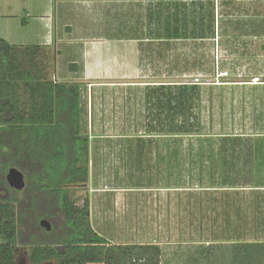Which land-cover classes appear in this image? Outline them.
<instances>
[{"label":"rangeland","instance_id":"rangeland-1","mask_svg":"<svg viewBox=\"0 0 264 264\" xmlns=\"http://www.w3.org/2000/svg\"><path fill=\"white\" fill-rule=\"evenodd\" d=\"M159 1L163 14L158 0H95L100 6L91 18L94 30L123 40L119 52L128 62L136 60L138 74L127 82L98 80L92 87L62 66L64 56L55 70L53 48L37 56L43 76L81 86L89 179L70 187L71 198L80 206L89 198L92 226L110 242L160 245L162 264H241L245 255L263 264L264 0H203L202 8L194 4L198 0ZM59 2L52 0L53 11ZM36 3L44 10L49 0ZM212 10L214 28L195 33L200 28L195 20L209 21ZM176 13L182 25L189 20V38L166 45L158 38L140 42L162 37L165 17L174 20ZM23 19L28 23L32 16L1 18L0 33L11 44L42 35L33 32V20ZM83 24L91 28L87 20ZM160 82L201 86L192 120H200L199 130H153L158 120L153 104L147 107L146 92ZM59 218L64 220L62 213ZM27 239L17 242L18 264H32Z\"/></svg>","mask_w":264,"mask_h":264},{"label":"trees","instance_id":"trees-1","mask_svg":"<svg viewBox=\"0 0 264 264\" xmlns=\"http://www.w3.org/2000/svg\"><path fill=\"white\" fill-rule=\"evenodd\" d=\"M202 1L194 4L205 7ZM157 4L161 9L158 14H163L164 6L159 0ZM206 17L210 19L207 22L195 20L194 24L200 26L195 33L214 28L213 10ZM182 23L177 13L174 20L165 17L162 37L139 40L147 43L158 38L166 45L174 39H187L189 20L184 18ZM222 33L227 34V28L223 27ZM42 51L41 45L11 44L0 33V192H8L5 196L0 193V264H18L15 249L26 235L32 264L52 259L57 264H162L160 245L110 242L92 226L89 198L82 206L71 198L70 187L89 179L90 141L83 132L82 92L78 83L43 76L36 62ZM23 62L30 66L25 67ZM22 94L27 95L25 102ZM195 100H201L198 83L160 82L148 87L147 107L153 104L158 120L153 130H166L167 134L199 130L200 120L192 122ZM183 117L184 122H180ZM11 167L25 174L24 189L8 183ZM29 195L33 198L27 202ZM29 213L37 219H29ZM60 213L64 220L59 218ZM43 219L51 223L50 230L43 227ZM24 226L31 230L22 231ZM247 256L241 264H252Z\"/></svg>","mask_w":264,"mask_h":264},{"label":"crops","instance_id":"crops-1","mask_svg":"<svg viewBox=\"0 0 264 264\" xmlns=\"http://www.w3.org/2000/svg\"><path fill=\"white\" fill-rule=\"evenodd\" d=\"M27 1L29 2V0H0V22L2 16L12 17L23 13L32 16L33 23L37 26L33 32L36 30L42 35L25 39L18 44H36L43 48H53L56 55L55 70L58 65H62L64 59L62 66L68 67L70 73L78 74L82 80L92 84V87L98 80L127 82L137 76L136 60L135 63L128 62L119 52L122 50L119 45L124 46L123 40L107 34L106 30L103 31L105 33L94 30L96 28L91 18L97 15L96 5L100 6L95 4V0H60L58 12L56 9L53 11L52 0H49L48 7L44 10L39 9L36 0H30V3ZM99 2L100 0L97 3ZM103 5L105 8L108 7L105 3ZM32 20L27 23L23 19V22L30 24ZM86 20L90 23V29L83 24ZM105 23L109 24L108 21ZM55 24L58 25L57 29L54 28ZM62 56L64 58L61 59ZM55 80L60 79L57 77ZM81 106L83 107V101Z\"/></svg>","mask_w":264,"mask_h":264},{"label":"water","instance_id":"water-1","mask_svg":"<svg viewBox=\"0 0 264 264\" xmlns=\"http://www.w3.org/2000/svg\"><path fill=\"white\" fill-rule=\"evenodd\" d=\"M7 181L10 184L11 187L22 190L26 186V178L25 174L23 173L22 170H20L17 167H11L7 173ZM42 225L45 229L50 230L51 229V223L43 219L42 220Z\"/></svg>","mask_w":264,"mask_h":264}]
</instances>
